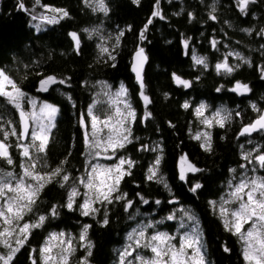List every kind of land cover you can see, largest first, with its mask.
<instances>
[{
	"label": "trees",
	"instance_id": "trees-1",
	"mask_svg": "<svg viewBox=\"0 0 264 264\" xmlns=\"http://www.w3.org/2000/svg\"><path fill=\"white\" fill-rule=\"evenodd\" d=\"M21 2L26 10L20 9ZM91 2L0 0V68L29 98L37 100L35 111L39 112L44 102L58 106L47 151L40 155L48 165L44 171L66 160L63 167L70 176L63 187L62 181L48 184L33 212L24 217L30 222L40 215L47 219L42 227L31 231L12 264H31L32 249L37 250L35 255L39 257V250L52 232L72 236L75 252L70 264H77L87 252L79 239L84 225H91L88 238L94 244L88 258L90 264H115L128 233L137 224L154 225L148 228L151 234H181L191 221L185 213L194 216L193 221L199 224L208 264H245L238 236L225 230L210 202L217 201L230 181L245 169L257 168L264 173L255 160L264 154V131L240 135L243 127L264 111V36L259 34L264 29V0L250 4L247 14L240 12L237 0H140L139 4L134 0H105L107 14L94 11L89 6ZM48 7L65 9L69 15L59 23L48 24L40 19L42 15H52ZM157 7L163 19L152 16ZM210 14L216 19L212 20ZM150 18L152 23L147 25L145 39L141 40L140 33ZM84 29L99 31L90 33ZM72 32L80 38L78 52ZM121 32L123 35L119 36ZM102 47H107L115 60L102 53ZM140 47L148 58L143 89L132 71V58ZM195 55L205 58L207 66L197 64ZM225 59L233 67L231 73L216 69ZM49 75L67 82L52 85L48 92L38 91L39 82ZM175 76L190 81L191 86L178 84ZM237 82L247 84L251 91H231ZM121 85L127 88L136 112L131 125L133 142L115 153L116 157L135 162L132 174L125 176L119 186L122 193H127L126 200L132 201V207L126 210V200H118L97 204L100 211L95 216H83L79 205L84 199V186L79 184V178L87 175L89 146L81 120L89 131V107L95 106L94 114L100 117L112 114L105 93L117 91ZM141 91L151 103L145 105ZM202 104L208 110L223 109L226 116L230 114L224 127L214 123L210 128V152L204 150L201 140L194 138L202 128L195 109ZM24 109L33 110L27 100ZM19 111L0 97V125L6 130L15 127L20 133ZM148 112L151 116L145 119ZM35 127L31 121V128ZM8 143L12 145L9 151L14 163L8 165L0 159V169L20 174L25 158L16 146V137H9ZM250 152L251 163L243 159ZM184 155L202 171L187 173V179L182 181L179 169ZM157 158L158 176L168 187L156 179H147ZM196 182L202 187L193 192ZM72 186L80 193L75 198V210L65 207ZM141 197L148 203H143ZM54 206L58 213L55 216L51 215ZM105 213L107 226L102 225ZM170 215L172 220L167 219ZM225 247L230 251H224ZM0 251L6 250L0 246ZM38 264H42L39 259Z\"/></svg>",
	"mask_w": 264,
	"mask_h": 264
},
{
	"label": "snow or ice",
	"instance_id": "snow-or-ice-1",
	"mask_svg": "<svg viewBox=\"0 0 264 264\" xmlns=\"http://www.w3.org/2000/svg\"><path fill=\"white\" fill-rule=\"evenodd\" d=\"M85 2L87 3L89 0H85ZM134 2L139 4L140 0H134ZM253 3H256V0H237V6L243 14H247L249 5ZM89 6L93 7L94 11H99L104 14H107L109 11L105 0H92ZM19 7L22 10H26L22 2L19 4ZM214 10L215 7L213 5ZM47 11L52 13V15H42L40 19L48 24L59 23L61 19L69 15L65 9L48 7ZM152 16H160L163 19L158 7L153 11ZM32 18L36 19L37 17L33 16ZM210 18L215 20L216 16L210 14ZM151 23L152 20L150 18L140 33L141 40L145 39L147 25ZM84 31L97 33L99 30L84 29ZM244 31L250 33L252 30L244 29ZM259 34L264 36V29H261ZM70 35L75 42V48L78 52L80 38L75 32L70 33ZM122 35L123 32L119 34V36ZM119 36L116 38L117 43ZM215 43L216 41L213 40L212 44L215 45ZM185 47H187V41H185ZM100 50L102 53H107L112 60H115V56L112 55L107 47H102ZM237 55L239 56L238 53ZM147 59L143 47L135 51L132 71L136 74L141 89L144 87L142 67ZM241 59L243 58L241 57ZM196 63L203 64L205 67L207 66L205 58H196ZM245 63L250 62L245 60ZM216 69L217 71L223 69L227 73L233 71V67L228 65L226 59L224 63H218ZM175 80L178 84L185 87L191 86L190 81L183 80L179 76H175ZM66 82V79H58L55 75H49L39 82L38 91L48 92L52 85L65 84ZM217 91H220V89L217 88ZM231 91L244 94L250 92L251 89L247 84L237 82ZM105 94L110 95V93ZM140 95L143 97L145 105L151 103L150 98L143 91H141ZM121 96H127V91L123 85H121L120 91L115 94V98L111 101L114 106V115L107 114L103 119L94 114L93 109L95 106L89 107L87 115L91 119L90 133L88 126L81 120V123L85 127V142L89 146V156L91 159H96L102 154H105V159L118 160L117 163L112 165L91 164V160H89L91 168L90 170H86L87 176L79 178V184H82L88 190L83 194V202L79 205V210L83 216H95L100 211V208L95 206L97 204L103 206L105 204H112L114 201L126 200L127 198V193H122L119 186L125 176L132 174L131 169L134 167L135 162L124 157H116L114 154L133 142L131 125L136 119V112L132 108L131 103L126 99L120 100ZM0 97H4L9 104L20 110L19 115L22 123V130L19 134L15 127L6 130L3 125H0V159H3L8 165L14 163L9 151L12 145L8 143L9 137L12 136L17 138L18 143L16 146L21 150V155L25 158V163L21 165L22 172L20 174L0 169V201H2L0 203V246L6 250L0 251V264H12L17 254L27 243L31 231L42 227L44 221L47 219L46 216L40 215L35 222H30L24 221V217L33 212L40 193L48 184L62 181L60 186L63 187L64 182H68L70 176L63 167L67 162L66 160L62 161L55 168L44 171L43 169H47L48 165L40 155L47 151L50 131L55 127L54 118L59 112V108L53 104L44 102L39 109L38 115L35 111L37 100L35 98H29L21 86L2 69H0ZM68 99L71 100V97L69 96ZM26 100L32 106L33 110L31 112H27L24 109ZM121 104L123 108L120 107ZM184 107L187 108L188 104L186 103ZM253 107L255 108V105ZM203 110L204 106L201 105L197 109V114L202 115ZM257 111L260 110L257 109ZM150 116L151 113L148 112L144 118L147 119ZM216 116L219 117L217 123H219L220 127H224L225 120L230 118V114L221 116L219 112ZM30 121L36 122V127L32 128L31 133ZM42 121H46V123ZM204 123L210 127L212 120L206 119ZM258 131H264V114L259 115L255 121L244 126L240 135ZM202 137L204 141L201 146L205 151L210 152L212 150L210 133H198L194 138L200 140ZM29 139V143L22 142ZM251 156L252 153L250 152L245 154L243 159L251 163ZM255 160L258 162L260 168H264V154L257 155ZM159 164L160 158H157L153 168L149 169L147 179H156L157 182L164 184V187H168L163 177L158 176V168L156 166ZM242 167L246 168L247 165H242ZM200 171L202 169L188 161L187 155L180 158V180H186L187 173H197ZM233 171L235 170L233 169ZM201 187L202 184L196 182L191 188V191L195 192ZM78 195L80 193L77 187L72 186L65 207L69 210H75V198ZM140 199L143 203H148L143 197ZM156 203L159 204L160 201L157 200ZM225 203L233 204L235 207L231 209L226 208L224 206ZM210 204L215 208L217 202L211 201ZM131 207L132 201L126 200V210ZM57 214V209L54 206L51 209V215L55 216ZM185 214L188 215L190 220L195 219L190 213ZM219 215L223 219L225 230L238 236L241 242L242 257L245 264H264V176L249 177L245 174L234 186V190L230 193V199L220 203ZM173 218L171 215L167 217L168 220H172ZM21 221L24 222L21 223ZM108 223L107 213H105L102 219V225L107 226ZM245 225H249V227L245 229ZM149 227H154V225L147 224L138 232L134 230L133 234L128 236V240L132 243L121 253L120 264H125L127 257L132 256L137 249L141 248L149 249L152 256L145 257L137 254L134 260L138 264H208L206 253L203 250L202 238L198 233L192 235L185 234L183 242L177 247L176 244L172 243L175 237L167 233L157 232L154 235L147 236L145 229ZM181 227H183V224ZM90 228L91 225H84L79 237L80 241L85 242L82 246L87 252L77 264H90L88 258L91 257L92 248L94 247L93 242L88 238ZM63 235L61 233L50 236V241L59 240V244L55 245L58 249L55 253L53 251L54 246L48 242L39 250V257L35 255L37 250L32 249L30 254L31 264H38V259L42 261V264H70V258L74 254L75 248L71 240L65 241L62 239ZM224 251L229 252L230 249L225 247ZM127 264H134V262L128 261Z\"/></svg>",
	"mask_w": 264,
	"mask_h": 264
},
{
	"label": "rangeland",
	"instance_id": "rangeland-1",
	"mask_svg": "<svg viewBox=\"0 0 264 264\" xmlns=\"http://www.w3.org/2000/svg\"><path fill=\"white\" fill-rule=\"evenodd\" d=\"M194 57H195V59H196V58H200V57H198L197 55H195ZM0 69H1V68H0ZM187 81H188V80H187ZM123 86H124V85H123ZM124 88H125L126 91H127V88H126L125 86H124ZM120 89H121V87H120L117 91H114V92L107 91V93H110V95H106V96H107V102H108V105H109V107L112 109V115H114V106L112 105L111 101L115 98V94H116L117 92H119ZM125 99H126L129 103H131V101H130V99H129V97H128V92H127V96H126V97H125V96H121V97H120V100H125ZM50 104H52V103H50ZM53 105H55V104H53ZM131 105H132V103H131ZM202 105L204 106L203 114H202V115H198V114H197V115L199 116L201 122H202V128H201L198 132H196L195 136H196L198 133H204V132H208V133H210V128L212 127V125H213L214 123H217V120L219 119V117L216 116V114H217L218 112L220 113L221 116H226V112H225L223 109L208 110L207 107H206L204 104H202ZM55 106L58 107L57 105H55ZM120 107L123 108V105L121 104ZM200 107H201V105H199L198 107H196V109H195V110H196V113H197V109H199ZM132 108H133V106H132ZM133 109H134V108H133ZM30 112H31V111H30ZM36 112H37V111H36ZM37 114L39 115V112H37ZM103 118H104V117H101V119H103ZM206 119H208V120H212V125H211L210 127H209L207 124L204 123V121H205ZM42 122H45V123H46V121H42ZM34 123H35V125H36V122H35V121H34ZM31 130H32V128H31ZM90 131H91V127H90V130H89V133H90ZM105 131H107V129H105ZM30 133H31V131H30ZM200 140H201V142H202V144H203L204 138L202 137ZM29 141H30V139H29ZM89 151H90V149L88 150V170H90V168H91V164L99 163V164H102V165H112V164L118 162L117 159H111V160H109V159H105V158H103L105 154H102L100 157H98V158H96V159H91V157L89 156ZM109 154H111V153H109ZM114 155L116 156V154H114ZM127 159H128V158H127ZM89 160H91V164H89ZM188 161H189V160H188ZM189 162H190V161H189ZM253 169H254V171H253ZM245 174H247V176H249V177H261V176H264V173L260 172V170L257 169V168H247V169H245L243 172H241L238 176L234 177V178L230 181V183L228 184V188H227L226 192H225V193H224V194H223V195H222V196L216 201L217 204H216L215 209H216V211H217L218 213H219V206H220V203H221L222 201H228V200L230 199V193H231V191L234 190V186L239 182V180H240ZM86 176H87V175H86ZM87 191H88V190L84 187V193H86ZM0 203H2V201H0ZM224 206H225L226 208H229V209L235 207V205H233V204H227V203H225ZM222 220H223V219H222ZM145 225H147V224H146V223H139V224H137V225H136V226H135V227H134V228L128 233V235H127V237H126V242H125V244L121 247V249H120V253H119V258L117 259V261L115 262V264H120V256H121V253L123 252V250H124V249H125L130 243H132L131 241L128 240V236H129L130 234H133L134 230H136V231L138 232L141 228H144ZM248 227H249V225H245V229H247ZM145 231H146V235H147V236H151V235L156 234V233H153V234L149 233L148 228H146ZM161 232H162V231H161ZM61 233L64 234L63 237H62V239L65 240V241L71 240L72 245H73V247H74L73 240H72V236L69 235V234H67V233H65V232H52V233L47 237V239L45 240L43 246L45 245L46 242L52 244V245L54 246V247H53V251H54V253H55V252L58 250V249L55 247V245L59 244V240L50 241V236H51L52 234H57V235H59V234H61ZM162 233H167V234H169L170 236H174L175 239L172 241V243L176 244L177 247H179V245L183 242V237H184L185 234L192 235V234H197V233H198V234L201 236L199 224H198L196 221H193V220L189 221L188 225L183 229V232H182L181 234H174V235H172V234H170V233H168V232H162ZM83 243H85V242H83ZM240 243H241V242H240ZM43 246H42V247H43ZM74 248H75V247H74ZM203 250H204V248H203ZM137 254H139V255H143V256H145V257H150V256H152V253L150 252L149 249H144V248L137 249V251L134 252L132 256L127 257V259H126V261H125V264H127L128 261H133L134 264H138V262L134 260V257H135Z\"/></svg>",
	"mask_w": 264,
	"mask_h": 264
},
{
	"label": "water",
	"instance_id": "water-1",
	"mask_svg": "<svg viewBox=\"0 0 264 264\" xmlns=\"http://www.w3.org/2000/svg\"><path fill=\"white\" fill-rule=\"evenodd\" d=\"M137 51V50H136ZM135 54V53H134ZM133 61H134V55H133V58H132V66H133ZM146 65H147V61L143 64V67H142V76H143V73H144V70L146 68ZM134 73V72H133ZM135 74V73H134ZM136 76V74H135ZM137 79V78H136ZM138 81V80H137ZM139 82V81H138ZM140 83V82H139ZM263 114H264V111H263ZM30 124H31V121H30ZM21 129H22V123H21ZM30 131H31V127H30ZM252 134V133H251ZM22 142H26V141H22ZM104 158V157H103Z\"/></svg>",
	"mask_w": 264,
	"mask_h": 264
}]
</instances>
